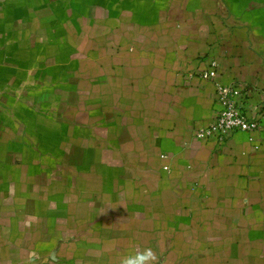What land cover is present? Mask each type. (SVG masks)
Wrapping results in <instances>:
<instances>
[{"label": "crops", "instance_id": "1", "mask_svg": "<svg viewBox=\"0 0 264 264\" xmlns=\"http://www.w3.org/2000/svg\"><path fill=\"white\" fill-rule=\"evenodd\" d=\"M211 61L256 117L264 0H0V264H264V118L195 138Z\"/></svg>", "mask_w": 264, "mask_h": 264}, {"label": "built area", "instance_id": "2", "mask_svg": "<svg viewBox=\"0 0 264 264\" xmlns=\"http://www.w3.org/2000/svg\"><path fill=\"white\" fill-rule=\"evenodd\" d=\"M217 76L215 61H211L207 68L199 74L201 79L214 83L217 110L213 122L204 129L195 131L194 136L202 140L214 139L222 145L237 132H254L260 129V121L264 118V103L256 106V117L250 118L247 115L244 90L236 83L220 84ZM164 169L167 170V167Z\"/></svg>", "mask_w": 264, "mask_h": 264}, {"label": "clouds", "instance_id": "3", "mask_svg": "<svg viewBox=\"0 0 264 264\" xmlns=\"http://www.w3.org/2000/svg\"><path fill=\"white\" fill-rule=\"evenodd\" d=\"M157 256L152 248H145L135 256L125 257L121 264H155Z\"/></svg>", "mask_w": 264, "mask_h": 264}]
</instances>
